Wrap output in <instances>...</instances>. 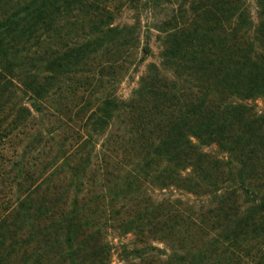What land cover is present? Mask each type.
Masks as SVG:
<instances>
[{"label":"trees","instance_id":"1","mask_svg":"<svg viewBox=\"0 0 264 264\" xmlns=\"http://www.w3.org/2000/svg\"><path fill=\"white\" fill-rule=\"evenodd\" d=\"M256 1L182 0L130 98L86 100L137 27L112 0H0V264H264Z\"/></svg>","mask_w":264,"mask_h":264},{"label":"rangeland","instance_id":"2","mask_svg":"<svg viewBox=\"0 0 264 264\" xmlns=\"http://www.w3.org/2000/svg\"><path fill=\"white\" fill-rule=\"evenodd\" d=\"M182 2V0H159V7L152 8L153 3L149 0H112L111 10L115 15V25L135 26L137 27L138 41L132 46H125L124 52H128L130 57L121 64L120 73L113 77L107 75L98 79L95 75V68L86 69L83 75H79V79H83L81 83L86 82L85 99L95 96L96 83L101 82L106 90H116L120 97L130 98L133 91L138 87L140 76L146 70L149 63H159L158 55L161 50L158 41L157 24L163 20L167 14H171L174 8ZM250 7L254 18L257 16L256 0H245ZM147 39L149 47L153 54L144 64H137L143 55V49L146 46ZM128 70V72L126 71ZM85 78L88 80L85 81ZM79 81V80H78ZM94 98V97H93ZM258 110L263 109L261 102L257 103ZM114 264H118L115 260Z\"/></svg>","mask_w":264,"mask_h":264}]
</instances>
